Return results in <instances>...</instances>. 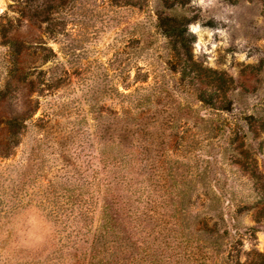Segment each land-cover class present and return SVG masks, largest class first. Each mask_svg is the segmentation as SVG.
<instances>
[{
    "label": "rangeland",
    "instance_id": "rangeland-1",
    "mask_svg": "<svg viewBox=\"0 0 264 264\" xmlns=\"http://www.w3.org/2000/svg\"><path fill=\"white\" fill-rule=\"evenodd\" d=\"M173 1L0 0V91L9 83L0 146L8 120L23 125L0 154V200L15 184L26 204L0 219V264H55L65 216L56 226L37 206H66L61 195L87 164L102 171L101 151L117 152L102 129L136 108L154 142L137 133L125 145L134 159L148 145L152 196L179 194L160 208L165 235L145 237L138 264H250L252 251L264 254V218L254 217L264 206V0ZM171 14L190 19L193 60L222 76H181L157 21ZM14 57L22 68L9 72Z\"/></svg>",
    "mask_w": 264,
    "mask_h": 264
},
{
    "label": "trees",
    "instance_id": "trees-1",
    "mask_svg": "<svg viewBox=\"0 0 264 264\" xmlns=\"http://www.w3.org/2000/svg\"><path fill=\"white\" fill-rule=\"evenodd\" d=\"M183 1L174 0L169 7L183 5ZM157 21L158 27L167 37L168 45L175 54L176 65L179 67L182 77L188 78L190 81H201L202 78H209V75L219 74L222 76V73L204 68L200 62L193 60L190 45L194 36L187 28L189 18L183 15L178 16V14L159 15ZM14 59L16 57L12 60L9 72L22 68L15 65ZM214 79L220 83L223 82L221 78ZM208 82L210 83V81ZM8 85L9 83L6 82L0 94L8 90ZM153 90L152 95L157 100L160 90L159 88ZM136 103L137 106L142 102L136 100ZM223 107L226 108V106ZM136 109L138 110L124 112L126 113V116H123L124 122L120 121L123 117L117 116L115 124H118V128L115 129L116 132L113 130L108 133V128L102 129L105 138L115 137L113 143L116 144L115 148L117 149L113 155L107 154L106 149L101 151L102 171L89 168L91 164H87L86 169L89 173L81 176L83 182L68 186L66 195H61L66 206H61L62 203L56 201L59 205L51 206L50 212L44 206L43 208L37 206L56 226L57 219L62 222L61 216L63 214L65 216L63 227L67 232L63 237L64 242L63 244L59 243V245L62 244L61 249L55 248L52 252V254L55 252L57 257L50 258V260H55V264H138L145 260L142 255L146 243L145 237L151 232L163 234L166 229V225L163 224L167 223L165 214L160 215L165 212H161L160 208L167 204L168 199L174 202L179 198V194L173 193V191L166 194L165 191L163 195L154 189L156 195L152 196L151 193L156 184L148 182L147 173L150 169L157 168L158 165L148 156L149 147L146 143L153 144L154 139L146 142L145 136L148 134L149 123L144 117L143 110ZM157 124L159 125L160 122ZM7 125V142L0 146L2 156H7L10 154V149L16 147L18 136L21 133L20 127H23L16 118L8 120ZM137 133L140 134V140L144 138L145 140L142 141L146 143H140L137 153L139 157L134 159L132 148L135 146L125 145V141L129 136ZM20 191L14 184L7 200H0L1 207H4L5 204L8 205L5 206L6 210L0 211V219L12 216L20 209L19 207L26 205L19 197ZM75 204L81 206H75ZM94 212H97V223L92 227L95 218ZM254 217L256 219L264 218V206L256 208ZM151 219L154 222L151 230H148L147 224ZM56 228L61 233V228ZM251 253L255 255V260L250 264H264V254L256 251ZM45 264L51 263L46 261Z\"/></svg>",
    "mask_w": 264,
    "mask_h": 264
},
{
    "label": "clouds",
    "instance_id": "clouds-1",
    "mask_svg": "<svg viewBox=\"0 0 264 264\" xmlns=\"http://www.w3.org/2000/svg\"><path fill=\"white\" fill-rule=\"evenodd\" d=\"M198 27H199L198 25H190L191 30L194 32L198 31Z\"/></svg>",
    "mask_w": 264,
    "mask_h": 264
}]
</instances>
